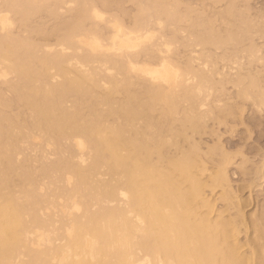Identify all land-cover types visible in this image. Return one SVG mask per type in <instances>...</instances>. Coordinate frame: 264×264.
I'll return each mask as SVG.
<instances>
[{"label":"bare ground","instance_id":"6f19581e","mask_svg":"<svg viewBox=\"0 0 264 264\" xmlns=\"http://www.w3.org/2000/svg\"><path fill=\"white\" fill-rule=\"evenodd\" d=\"M47 1L2 0L0 7V66L4 65L0 67L1 71L3 69L0 81L9 75L14 77V82L8 80L7 83V79L2 82H6L7 91L14 94L13 101L29 110L31 117L30 123L24 120L23 123L15 119L19 118L17 115L10 117L0 111V264H246L241 247L234 242L236 238L231 239L239 231L235 220L228 222L220 214L213 220L210 218L213 204L203 195L206 184L199 178L206 171L202 167L204 163L198 160L201 148L186 134L187 130L197 134L204 115L214 113L213 109H207L205 114L200 112L202 115L197 110L203 106L202 98L199 99L201 92L203 97L207 96V90L213 88L211 78L217 73H206L209 60L199 53L197 55L203 58H189L180 70L179 64L174 67L172 57L168 58L170 42L162 38L160 46L151 45L154 39L151 20L158 21L161 27L163 22L176 26L190 19L187 18L190 10L186 8L185 13H178L175 6L181 2L177 0H144L138 5L131 27L126 28L116 18L110 21L112 24L107 21L106 25L111 27H107L109 32H102L108 33L105 39L99 32L102 30L97 28V22L105 20L99 13L103 10L100 7H106L105 1L99 7L97 2L70 0L77 9L53 47H60V51L52 49V53V45L51 52H46L42 50L44 46L49 47L46 44L40 47L27 38L13 36L8 32V28H13V25L10 27L12 20L9 19L8 27L6 18L12 14L13 22L26 26L29 17ZM96 5L101 10H97ZM53 8L49 13L55 15ZM234 8V4H229L220 18L227 22L229 18H237L240 26L233 24L235 20L230 22L238 31L231 28L223 36L213 28L211 20L202 19L200 14L190 20L188 29L194 36V47L219 48L236 43V39L241 38L238 33H247L244 15L236 14ZM86 23L90 29L85 28ZM151 47H155L154 50ZM79 48L81 53L77 52ZM67 49L73 50L71 54L66 53ZM154 52L156 56L151 55ZM142 53L151 58L144 64L138 57ZM94 63L98 65L94 67ZM193 63L197 64L196 68ZM87 64L92 67L87 69ZM249 74L246 78L234 74L233 83L231 77L226 79L230 76L227 74L223 81H230L239 88L240 99L252 98L257 108L264 106V82L258 87L257 77ZM57 77L61 80L55 83ZM105 84L106 89L102 86ZM137 86L142 89V96L132 91V87ZM1 92L0 105L9 107L10 102ZM116 93L123 95L118 102L113 97ZM70 96L74 100L68 108ZM183 104L187 107L183 108ZM100 106H105L106 110H100ZM85 108L87 115L82 114ZM156 110L158 114L154 117ZM176 114H180L179 128L171 130ZM108 118L120 122L111 123ZM167 126L168 139L162 134V128ZM32 132H38L42 136H38L40 140L46 141L44 145L55 148L58 155L53 153L57 158H50L52 161L46 163L47 151L38 148L41 155H37L38 161L33 160L39 163L38 173H35L47 179L46 188L49 185L56 188L54 184L60 186L66 182L63 184L70 185V189L64 185L66 188L57 187V192L50 188L47 194H40L44 188L40 186L42 179L38 185L31 164L25 165L32 162L28 160L30 156L27 155L26 163L19 161L25 167L18 164L16 156L22 152V149L19 152V144L26 142L23 138L31 139ZM176 137L184 138L187 149L178 150L174 157L164 156L163 149L175 146ZM61 142H67L68 146L64 147ZM220 149L217 146L208 153L211 155ZM64 153L68 155L63 157ZM223 153L218 170L207 178L210 183L207 185L212 193L221 188V199L231 204L233 195L223 170L230 159ZM13 177L19 179L18 190L14 188ZM58 199L64 203L58 205ZM112 204L115 205L110 206ZM58 207L65 209L59 212L60 219L56 217ZM52 208L56 218L53 212L52 215L46 211L44 217L43 210ZM237 217L242 219L241 214ZM255 225L254 233L261 242V264H264V218Z\"/></svg>","mask_w":264,"mask_h":264},{"label":"rangeland","instance_id":"374dc122","mask_svg":"<svg viewBox=\"0 0 264 264\" xmlns=\"http://www.w3.org/2000/svg\"><path fill=\"white\" fill-rule=\"evenodd\" d=\"M55 1L56 2L60 1V2H59V4H56ZM55 1L54 0H48L45 3V6L43 8L41 7V9H39V11H36L34 14H32L29 17V20H28L26 26L19 25V22L18 23L13 22L14 17L12 16V14H11V16H9L8 15L9 13H5L7 16H9L6 18H8V20L11 19L12 23H13V24H10V20L8 21V27H9V24H10V27L13 25L12 29L11 28H8L10 30L7 29L8 32L11 31L13 36H18V38L20 36V38L22 37V38H27V40L29 39V41L32 44H35L36 46L37 45L44 46L46 44L47 46H49L48 48L46 46H44L45 49L41 48L42 50H45L46 52H51L52 49H56L55 51H58V50L60 51V49H59L60 47H57V48L56 47L53 48V47L58 44L57 41H58V38L60 37V35L62 34L61 31H64V28H65L64 26L68 24L67 22L71 21L73 15L75 13V10L77 9V5L72 3L70 0H69V2L71 4L67 2L68 0H55ZM102 1H105V4H106L105 8L100 7V6H102L100 4ZM84 2L94 3V4L97 2L96 4L101 9H103V10L99 9L98 6L96 5L98 8L97 10H101V12L99 11V13L102 14L103 20L105 19L104 22L98 21L97 23H99V24L96 23L98 30L99 29L102 30L99 32H101V34H103V33H105L103 31H106L108 29L107 27H109V29H110L111 26H109L108 24H110V23L112 24L113 18L120 20V23L124 24V26L126 28L131 27V24L133 23L134 16L138 10V5L142 4L144 2V0H94V1L84 0ZM176 2H181V3H179L180 5L179 4L177 6L174 5L175 8L177 9L178 13H180V14L185 13V11L187 10L186 8H188V10H190V11L192 10L191 12L188 11L189 12L188 14L190 16L188 15L187 18H190V19L184 20V21L176 24V26L172 25L170 23H164L162 21L163 22L162 27L159 24V22L157 21L161 28L159 27L158 24H155L157 22H154V20L153 21L151 20L149 23V24H151V26L150 25L149 26L150 27L153 26L152 31L154 33V39H153V41L151 39V41H152L151 45L156 44V47H157V43L159 45V41H160V43H162V41H161L162 38H163V41L170 42V46H171L170 51L171 52H169L170 56L168 54V56H169L168 58L172 57L170 60L173 61V66L176 63H178L179 67L180 66L183 67V65L185 64V62H187V60L189 58L194 59L195 56L199 57L197 55L199 53L200 55H203L204 57L206 56L207 61L209 60L208 61L209 66L206 65V67H205V69L209 70V71H206V73L207 72L208 73L214 72L213 74L217 73L216 75L212 74L214 77L211 75L212 76L211 79L213 80L211 86H213V88L211 90L206 89L208 91L209 96L207 94V96L204 95L206 97H203L202 92H201L199 99L202 98L203 106H202V108L198 107V110H197V113L204 112L203 114H205V111L207 109L208 110L213 109V111L212 110H210V111H212L214 113L210 112V113H208V115H206V114L204 115V117L205 116L206 117L203 118L204 121L202 120V122H201L202 127H200V129H199L200 131L195 132L197 134L190 132V130H187L186 134H187L188 138H191V141L193 144L198 143L197 145L198 146L200 145L199 148H201L200 153H199L200 158L198 157V160L201 161L200 164L204 163L203 164L204 166H202V167H205L206 171L203 172V175L200 174L201 176L199 175V178L202 179L201 181H203V183L205 181V184H206V186L203 189L204 191H202L203 195L206 197V199H208V201L211 203V205L213 204L212 205V214L210 215V218H212V220H213V219L217 218L220 214L221 217H223L225 220L228 219V222H229V220L232 222H233V220H235L236 227H238L237 231L238 230L239 231L236 234L237 237L235 235L231 239L233 241V238L234 237L236 238V239H234V242L239 244V246L241 247L242 250H240V252H241V256L244 258L245 263L246 264H261L262 259H260L261 253H260V247H259L260 246L259 243H261V242H258L257 234L254 232H256L255 223L256 222L259 223V221L264 218V166H263L264 165V106L257 108L258 105L255 104L256 102L252 98H249V99L246 98V100L244 98L240 99V97L238 96V91H239L238 89L239 88L233 86L232 81H233V77H235L234 74H236V73H237V75L238 74L242 75V76L245 75L244 78H246V74L250 73L249 76H254V77L256 76L257 77V78L255 77V78H256V80L258 79L257 80L258 84L260 83L258 87H262L264 85L263 84V82H264V39H263L264 38V28H263L264 27V0H214V1L213 0H179V1L177 0ZM66 3H67V6H66ZM229 4H234V6L236 8V9L234 8L236 14H241V15L243 14L244 15V16L243 15L242 16L244 17V19L248 23V30H247L248 32L247 33L243 32L244 34L238 33L239 35H241V38H239L240 36L237 34L239 36L238 37L239 40L236 39V43L230 42V43H227V44H225L219 48L216 46H212V45H205L202 48H201V46L194 47V40H193L194 36L191 35V32L188 28H189L190 20H193L199 14H200L199 16L202 19L211 20L214 24L213 28L218 30V32L221 34V36L225 35L226 30L234 28L231 26L230 22L235 20L233 22V24L237 27L240 26V21L237 18L236 19L229 18L228 19L229 22L220 18L221 12H223L222 10H225ZM1 6H2V0H0V7ZM53 6H54V8H53ZM52 8L54 10H56L55 15H52L49 13L52 10ZM103 13L104 14L106 13V14L103 15ZM5 14H3V15H5ZM63 20H65V21H63ZM107 21H109V23L106 25ZM110 21H112V22H110ZM162 22L160 21V23H162ZM85 26H87L85 28H88V29L91 28L89 26V24L87 25V23L85 24ZM242 28H244V27H242ZM88 29H86V30H88ZM103 29H105V30H103ZM108 30L106 32H109ZM197 30L199 31V30H201V28H197ZM234 30L238 31V29H236V28H234ZM149 31H150L149 32L150 34H153L151 32L150 28H149ZM107 34L106 35L103 34V37L105 35V39L107 37ZM50 46H51V51H50ZM78 47H80V46H78ZM46 48L48 49V51ZM151 48H153V50H154L155 47H151ZM157 49L158 48H156V50ZM77 50L76 51L79 52L80 48ZM153 50H152V52H153ZM53 51H52V53H53ZM65 51H67L66 53L71 54L70 51H73V50L68 51V49H67ZM76 51H74V53H76ZM192 51L195 52V54ZM156 52L152 53L151 55L156 56L155 55ZM52 53H50V54H52ZM63 53L65 54V52H63ZM79 53H81V52H79ZM215 55H216V57H215ZM66 57H69V55H67ZM138 57H140V59L138 58L139 60L142 59L141 60V61H143L142 64H144V61H146L147 59L149 61V58H150L149 54H145V57H144L143 53L140 54ZM157 57H158V55H157ZM201 57L202 56H200L199 58H201ZM207 61L204 60V62H207ZM178 64H176V65H178ZM87 65H88L87 69H89V66H91V64L90 65L87 64ZM96 65H98V64L94 63L93 66L95 67ZM176 65L174 67H176ZM193 65H194V63H193ZM3 66L4 65H2V67L1 66L0 67L3 68ZM195 66H197V64L194 65V67ZM98 67H97V69H100ZM101 67L104 68L105 66H101ZM179 67H177V68H179ZM181 67H180V70H182L184 68L183 67L181 69ZM103 68H101L102 72H104ZM235 69H237V71ZM238 70H239V72H238ZM0 72L2 73L3 69H2V71L0 70ZM52 72H53V70L51 71L50 74H52V75L55 74V72H53V73ZM112 72H111V74H112ZM105 74H107L106 71H105ZM227 74L230 76H226ZM225 76L227 77L226 79H229L231 77L232 79L231 80L229 79V80L232 83L229 81V82H227L228 83L227 84L225 81H223V80H225ZM6 79H5L6 82L8 80L11 82L15 81L14 77L11 75L7 76ZM56 79H57L56 82H55V80L54 81L52 80L53 83L54 82L58 83V81L61 80V79L58 80V77ZM2 80L3 79H1V81H0V92H1V90L4 91V93H2V92L1 93L3 95V98H5L8 102H10L9 103L10 108L9 107H3L0 105V111H2V112L5 111L4 113L10 117H15L17 115L19 118L15 117V119L18 122H19V120H20V122H23V120H24V121H27L28 123H30L31 117H30L29 110L22 108L21 105L16 104L13 101L14 100V94L12 95L11 94L12 92L9 91L10 92L9 93L7 91V84H6V82H2ZM5 80H3V81H5ZM221 82H223V83H221ZM214 85H215V87H214ZM102 86L104 89H106L105 86H107V85L105 84ZM134 88L135 87H132L133 90L131 88H130V90L137 93L138 95L142 93V91H141L142 89L140 87L138 88V86H137L135 89ZM206 88H208V87H206ZM207 91L206 92L204 91V92L207 93ZM116 94H114V95H116ZM210 94H211V96H210ZM141 96H142V94H141ZM113 97L115 98L114 99L115 102L116 101L118 102V100L120 101L123 98V95H122V93H119ZM73 100H74L73 96L68 97L67 104H66V106L68 108L72 106ZM212 105L214 108L212 107ZM184 106L187 107L186 104H183V108H184ZM217 107H218V109H217ZM229 108L231 110H229ZM99 109L104 111V110H106V107L100 106ZM201 109H203V110H201ZM220 110H221V113H220ZM157 111L158 110H156V112H154L155 113L154 117L158 114ZM82 114L83 115L88 114V111L86 110V108L83 109ZM200 114H202V113H200ZM210 114H212V115H210ZM173 117H174L173 119H175V120L172 121L173 123L171 122L170 125L173 127H170V128H171V130H172V128L174 130H176L179 128V122L178 121H179L180 114H176V116H173ZM116 120H117L116 118L115 119L114 118L113 119L108 118L107 121L108 122L110 121L112 123ZM118 121L119 120H117V122ZM27 122H25V123H27ZM138 123H139V126H141L140 124H142V123L141 122H138ZM168 127L169 126L165 127V129H164V127L162 128L164 130L163 131L164 133H162V134L165 135L167 139L170 137L168 130H167ZM29 134L30 133H28V135ZM38 134H39L38 132H36V133L32 132V134H30L31 139H29L30 138L29 136L25 139L23 138L24 142L25 141L26 142L25 143H23V141L20 142V144H19L20 151L19 152H21V149H22V152L19 153V154H21V156L19 154H18V156H16L17 157L16 160H17L18 164L22 166V165H24L23 163L25 162V159H28L27 155H28V157L30 156L28 160H31L32 162L29 161L28 164L25 162L26 163L25 165L29 166L31 164V166L33 168L32 170H33L34 174L37 176V177L35 176L36 178L35 177L34 178L35 179L38 178L37 180H39V181H37V180L36 181L38 182V185H39L42 177H40V174H37L38 170H39V165H38L39 163L35 162V161H38L37 157L38 156L40 157L41 151H43V150L47 151L46 154H48V156H46L45 160H46V163L47 162L50 163L52 160L57 158L53 154L55 152L57 153V151L52 146L49 147L50 145H44L46 141L44 140V138H42L43 140H40L41 138H39V137H42V136L40 134L39 135ZM166 138H164V139H166ZM27 139H29V140H27ZM34 139H36V140L34 141ZM175 140H174L176 143L175 146L169 145L163 149L164 154H166L164 156L174 157V156L178 155V152H177L178 150L187 149L184 138L182 139L181 137L180 138L176 137ZM61 143L63 144V142H61ZM66 143L67 142H65L63 144L64 147L68 146ZM69 143L73 144L71 141ZM43 146H44V148H43ZM45 146H48V148ZM217 146L219 148H221L222 151H224L225 155H227L230 159L229 163L224 166L223 170L225 171L224 173L226 174V178H228L227 181L229 180L228 184H229V189L231 191L230 192L231 196L233 195L232 196L233 199L231 200V204L228 202H225L221 199V195H222V189L221 188L214 189V191L212 193V191H210V187H208V185L210 183H209V180L207 178L210 175L216 174V172H217L216 170H218L217 165L219 164L221 154L223 153L221 151V149L219 150V152L217 151V153L214 151V153L211 155L208 152L211 149L213 150V148L215 149ZM184 147H186V148H184ZM38 148H40L41 151L38 150ZM50 148H52L53 150H51ZM208 148H211V149H208ZM36 149H37V151H35ZM31 151H32V153H31ZM43 153H45V152H43ZM205 153H207V156ZM64 154H65V156L63 155V157H66L68 155L66 153H64ZM201 154H203L202 155L203 158H201V156H200ZM24 155L26 157H24ZM42 156H45V155L43 154ZM54 156H55V158H53ZM48 157H49V159L51 158L52 160L51 159L49 160ZM30 158H32V159H30ZM33 160H35V161L33 162ZM154 160H156V159H154ZM19 161H22L23 163L19 162ZM87 161H89V160H87ZM206 162H207V164H206ZM35 163H37L38 167ZM86 163H88V162H86ZM25 165L22 167H25ZM33 165H35V166H33ZM199 166H201V165H199ZM34 167H36V168H34ZM25 169H27V168H25ZM35 171H37V173H35ZM102 172H104V171L102 170ZM261 173H262V175H261ZM103 178L107 179L106 177H101V179H103ZM13 180H14L13 182L15 183V186L17 184V186L16 187L14 186V188H15V190H18L17 187H18L19 179L16 177H13ZM41 182L42 183H40V186L42 188L43 187L44 188L42 190V188L39 187L42 190V191L39 190V191H41V193L39 192L40 194H42V193L47 194L51 189H55L56 191L54 190V192H57V189L59 187H62V186L65 187L66 186V184H63L66 182H63V183H60V186L58 183H56V185L54 184V186H56V188H51V187H53L52 185H51V187L49 185V188H46L47 187L46 185H48L47 179L45 180L43 178L41 180ZM72 183H73V181H72ZM61 184H63V185H61ZM66 187H68L70 189V185L67 184ZM48 189H50V190H48ZM15 192H18V191H15ZM61 200L62 199H58V201H59V202H57V203H59L58 205H60V203H64L63 202L64 200L62 202H60ZM61 205H63V204H61ZM113 205H115V204H112L110 206H113ZM59 207H63V206H59ZM59 207H58V209L60 211L57 210L58 212H56V208H55L56 215H58V216L55 215L54 211H51L54 209V208H52L50 210L49 209L43 210L44 217H46L45 216V214H46L45 211H46V212H50V213L53 212L54 218L58 217L60 219L59 215L65 209L61 210V208H59ZM92 208H91V210L96 209V207H94L93 209ZM203 211L204 210L202 209L201 213ZM59 212H61V213L59 214ZM53 213H51V214L53 215ZM43 214H41V215H43ZM51 214H49V215H51ZM239 214H241V217L243 219L242 222H241L242 219L240 220L239 217H237ZM47 215H48V213H47ZM57 222L58 221L56 220V224H58ZM57 226L58 225H56V227ZM229 229H231V226L229 227ZM38 233H42V232H38ZM45 234H47V233H45ZM50 236H52V235L50 234Z\"/></svg>","mask_w":264,"mask_h":264}]
</instances>
